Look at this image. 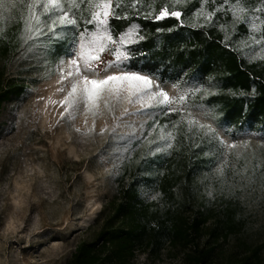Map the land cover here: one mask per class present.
Instances as JSON below:
<instances>
[{
    "label": "trees",
    "instance_id": "16d2710c",
    "mask_svg": "<svg viewBox=\"0 0 264 264\" xmlns=\"http://www.w3.org/2000/svg\"><path fill=\"white\" fill-rule=\"evenodd\" d=\"M96 2L77 0L80 31L87 27L81 21ZM220 3L141 0V12L167 6L184 13L180 20L154 21L137 18L132 0H122L119 14L127 12L129 19L111 20L113 35L132 24L145 38L135 46L138 51L126 70H143L164 82L190 83L188 107H208L216 124L264 131V59L244 54L254 43L247 18L258 15L264 22V11H254L264 9V0H236L232 13L218 12L212 23L199 27L206 22L196 11L207 13ZM20 20L12 16L0 22V59H5L0 109L27 85L14 78L3 80L7 60L22 45ZM75 33L66 31L47 42L54 61L70 52ZM258 37L264 40V24ZM181 112L179 117L166 115L161 108L150 122L153 134L125 158L93 237L81 241L66 264H136L138 252L158 258L165 251L179 259L177 264H264V224L255 229L248 203L231 186V163L225 167L222 162L224 141L210 125L192 121L189 110ZM159 131L172 133V147L152 148ZM263 172L264 149L251 167L255 177Z\"/></svg>",
    "mask_w": 264,
    "mask_h": 264
},
{
    "label": "rangeland",
    "instance_id": "374dc122",
    "mask_svg": "<svg viewBox=\"0 0 264 264\" xmlns=\"http://www.w3.org/2000/svg\"><path fill=\"white\" fill-rule=\"evenodd\" d=\"M21 11L25 9L20 0H4L0 22L20 16ZM257 16L247 19L254 43L244 54L251 59L264 57V43L255 44L264 24ZM253 23L256 31L251 30ZM27 35L22 32V45L11 54L3 73L5 83L14 78L27 85L20 96H13L0 109V264H66L77 245L93 237L125 158L153 134L150 122L161 107L151 94L130 103L127 93L119 99L105 93L98 107L79 104L73 119L59 103L70 90L62 72L74 58L73 46L54 61L47 43L51 39L26 41ZM75 51L78 53V45ZM4 63L0 59V74ZM122 70L126 69L114 67L108 74ZM84 74L92 78L90 73ZM151 78L175 100V107L189 110L192 121L217 130L231 163V186L248 203L255 229L264 224V176L251 173L253 159L264 149V131L216 124L208 107H184L192 84ZM76 95L78 98L79 91ZM180 96L185 97L183 102ZM125 110L131 115H124ZM161 135L168 132L154 135V150L167 148ZM232 144L234 148L228 147ZM213 180L209 178V185ZM170 254L165 251L152 258L138 252L135 260L136 264H177L179 259Z\"/></svg>",
    "mask_w": 264,
    "mask_h": 264
},
{
    "label": "snow or ice",
    "instance_id": "6c2138e0",
    "mask_svg": "<svg viewBox=\"0 0 264 264\" xmlns=\"http://www.w3.org/2000/svg\"><path fill=\"white\" fill-rule=\"evenodd\" d=\"M85 2L92 3L93 0H81V3ZM180 2L181 0H175L176 4ZM207 2L208 0H205V3ZM3 3L4 0H0V4ZM235 3L236 0H232L231 3L229 0H221L219 7L214 6L207 13L197 10L196 15L206 22L200 24L199 27H205L212 23L218 12L228 11L232 13ZM140 4L141 0H132V8L136 11L137 18L154 21H162L167 18L180 20L184 15L182 11L167 6L161 7L159 11L149 8L145 13L140 11ZM20 5L25 9V11L20 12V23L22 32L28 34L25 36L26 41L53 39L57 38L59 33L76 29L72 53L74 58L71 59L68 70L62 72V78L68 81L70 90H67L65 99L59 102L62 107L69 110L70 115L81 103L86 108L89 105L98 107L105 93L116 95L118 99L127 93L132 98L130 103H135L142 96L151 94L155 98L156 104L163 109L166 115L175 114L179 117L183 114L179 107L174 106L175 100L169 97L167 92L160 89L159 85L154 84L151 73L141 74L143 70H122L108 74V70L114 67L130 69L131 61L135 58V52L138 51L135 46L145 39L141 34L140 27L132 24L123 31H117L115 36L113 35L111 20L129 19L127 12L123 15L119 14L122 0H97L94 4L95 10L86 20L81 21L87 25L82 31L79 30L78 20L75 18L76 11L79 10L77 0H30L27 4L24 3V0H20ZM37 8H39V12L36 11ZM254 11L259 13L264 9L257 8ZM247 19L250 21L253 18L249 16ZM259 19L260 17L257 16L256 20ZM251 30L256 31L255 23H253ZM262 43L264 40H255L257 46ZM77 45L78 53L75 51ZM85 72L90 73L92 78L85 75ZM101 73H104L102 78H95L99 77ZM154 88L158 91L153 92ZM78 91L80 95L77 98ZM178 99L183 102L185 97L180 96ZM184 107H188V105L185 104ZM124 115H131V113L125 110ZM72 118H75L74 115ZM171 139V132L167 136H160V140L168 142L166 143L167 148L172 147ZM228 147L234 148L235 144ZM161 150L160 148L156 149V151ZM223 164L227 167V156L224 157ZM219 175H223V168L220 169Z\"/></svg>",
    "mask_w": 264,
    "mask_h": 264
},
{
    "label": "bare ground",
    "instance_id": "6f19581e",
    "mask_svg": "<svg viewBox=\"0 0 264 264\" xmlns=\"http://www.w3.org/2000/svg\"><path fill=\"white\" fill-rule=\"evenodd\" d=\"M31 123H33V122H31Z\"/></svg>",
    "mask_w": 264,
    "mask_h": 264
}]
</instances>
